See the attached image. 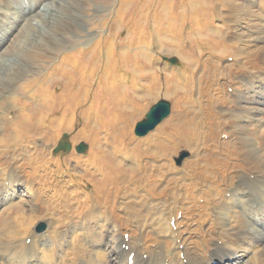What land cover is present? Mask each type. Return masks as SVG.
Wrapping results in <instances>:
<instances>
[{
  "label": "bare ground",
  "instance_id": "obj_1",
  "mask_svg": "<svg viewBox=\"0 0 264 264\" xmlns=\"http://www.w3.org/2000/svg\"><path fill=\"white\" fill-rule=\"evenodd\" d=\"M198 1L190 0V3L195 5ZM185 7L178 4L169 7L167 11H160L153 20L154 29L151 30V35L161 31L160 27H166V31L172 35L169 47L185 59L186 73L178 70L165 72L161 76L148 70L149 63H138L129 53V45L137 42L145 44L148 42L147 37L151 39L152 36H147L148 32L144 31L143 27L138 28L131 24L127 35L132 33L135 41H131L130 44L122 39L118 41L116 38L119 32L114 31L115 34L105 38L99 35L91 45L83 48L84 50L80 47L75 54L60 55L58 62L53 64L52 70L46 74V80L64 83L63 91L60 94L51 93L49 88H44L45 82L42 81L41 85L33 82L35 95L46 92L41 93L43 97L38 101L39 104L36 103L40 108L39 116L32 111L33 107H25L19 109L16 118L12 117L10 124L9 120L8 122L4 120L2 124L4 129L5 126L13 127L19 139L41 135L49 142L54 140L62 129L68 130L73 127L75 114L80 108L88 127L79 129L74 138L76 140L87 138L91 145L88 158H79L78 164L83 168L79 179L70 178L66 181L70 186L56 188L57 190L53 188V193L47 195L45 190L49 186L44 185L49 178L47 175L50 167L46 165L49 161L45 163L47 159L43 157L42 150L29 146L22 147V151L27 152L29 149L35 158V163L28 173L34 178L29 179L23 178L19 168L10 165L0 154V205L10 203L24 182L29 193L32 190L39 193L38 202L41 206L38 204V211H33V206L29 204L26 209L20 210L21 214L19 213L16 219H13L15 226L22 225L25 231L29 229L35 214L40 215L49 209L54 210L56 204L66 209L64 213L58 210V215L52 222L53 229L46 234L40 237L26 234L24 238L27 236L31 238L30 245L14 243L11 247L1 248L0 264L4 254L14 263L16 262L13 259L18 258V264H46V261L37 263L30 260L43 257L49 260L47 261L49 264H84L81 260L83 258L75 253L65 254L68 253L66 243L73 242L63 240L66 239L67 233L71 240L74 239L71 234L79 231L78 225H83L80 222L88 225L91 219L96 228L88 240L89 244L93 242L91 246L89 245L90 251L97 248L96 244L100 248V251H95L99 259L95 258L92 264H207L212 260H219L220 264H229L234 257L233 251L237 250H249L248 252L252 253L256 250L260 256L253 264H264V77H262L264 46L256 44L258 47L254 46L251 54H243L239 52V44L236 41L229 44V37L222 36L220 33L222 27L208 26L210 21L205 15L207 11L204 8L201 9L203 18L200 19L197 9L186 10ZM183 17L191 20L186 37L191 33L209 30L201 41L206 47L205 57L203 54L196 57L192 54L190 41L187 40V45L183 46L185 33L182 32L181 25L175 24L176 19L180 21ZM236 20L231 18V22ZM226 22L230 24L227 27L231 32L238 31L235 22L232 24ZM257 23L249 24L254 30L252 35H255V38L264 34L260 32L262 24ZM262 36L264 40V35ZM227 51L240 56L234 57L231 63L220 65L217 60ZM146 57L144 61L150 62L149 55L146 54ZM118 62L123 66L128 65L132 76L116 73L115 67ZM198 73L199 77L196 78ZM161 85L164 95H174V113L147 138L141 140L131 138L127 142L132 121L144 110L146 102L159 94ZM94 86L102 87L107 98L96 108L93 101L88 102ZM194 107V112H191ZM57 110L61 111L60 115L46 122L47 114ZM194 121H198L199 125L194 124ZM167 129H172L171 142L162 141L161 138ZM200 133H204L205 136ZM221 134L226 135L224 141L220 140ZM3 136H0V143L4 140ZM198 144L208 149L203 159L212 164L214 171L207 173L205 171L207 167L197 170L189 164L185 169L190 170L194 176L209 175L207 180L212 184L214 206L199 205L202 210L198 217L201 225L194 230L195 235L187 233V236H183L184 231L175 227L182 220L177 222L172 215H169L168 219L174 221V227L168 224L165 230L167 236L164 238L158 237L157 240H153L142 231L135 230L129 217L130 213L121 211L119 207V194L124 193L123 188H127L126 193L133 192L129 195L130 201L127 205L129 207L139 205L147 197L150 199L149 202L156 205L162 202L165 206L167 203L162 196L169 191V185L163 186L162 183L152 182L157 188L155 191H145L146 197L143 192L139 194L135 192L134 189L139 185H134L130 191L126 185L127 181L143 175L149 178H165L167 171L176 173L177 169L171 162V156L177 148L181 145L195 147ZM144 145H148L152 153H144L146 151H142ZM115 150L139 151L135 158L136 166L129 169L130 172L113 158ZM218 151L221 154H218ZM143 155L151 157L153 161L160 158V162L154 164L149 158L140 162L139 159ZM41 167L45 168L46 175L38 174ZM141 168L148 171L144 170L141 174ZM156 168L167 170L156 172ZM172 176V179L177 178L175 175ZM196 180L190 181L194 188L197 186ZM85 181L93 185L92 195L81 186ZM16 204L12 203L13 206ZM103 228L106 229L105 233L102 232ZM188 230L190 232V229ZM125 233H128L127 240L124 238ZM95 234L97 240H94ZM217 239L221 240L223 250L217 245ZM43 242L51 243L55 250L44 254L39 248ZM63 242L66 245L64 249ZM110 243L118 251L108 249ZM258 243L262 246L259 247ZM213 249H217V252L213 253ZM130 253L133 254L131 263L128 262ZM233 263L242 264V260Z\"/></svg>",
  "mask_w": 264,
  "mask_h": 264
},
{
  "label": "rangeland",
  "instance_id": "obj_2",
  "mask_svg": "<svg viewBox=\"0 0 264 264\" xmlns=\"http://www.w3.org/2000/svg\"><path fill=\"white\" fill-rule=\"evenodd\" d=\"M8 2L9 4H7ZM178 4L186 6V10L197 9V13H199L198 18L200 19L203 18L201 9L204 8V10L207 11L205 15L210 21L208 26H211V28L216 25L222 27L220 30L222 36L229 37V44L231 42H237L239 44V52L243 54H251L252 49H255L254 46H264V40H262V35L264 34L255 38V35H252L254 30L249 26L251 22H258L257 24H262L261 31H259L264 32V0H199L195 5H192L190 0H0V136L2 137V135H4V140L0 143L1 156L6 158L10 165H15V167L19 168L23 178L29 179L34 178L33 175H28V173L35 163V158L32 157V152L29 151L28 148L27 152H25L22 151V147L29 146L30 148L34 147L42 150V154L44 153L43 157L47 159L45 160V163L49 161L46 165L48 164L47 166L50 167V172L47 175L49 178H47L44 185L49 186L47 187V190H45V195L52 194L53 188L61 189L70 186V183L66 182L70 178L78 180L83 172V168L78 164L80 161L79 158H85L88 156L91 145L90 140L87 138H80L77 140L74 138L75 133L79 129H86L88 127V122L85 117L83 118L80 108L75 114L73 127L68 130L62 129L57 137L49 142L40 134V136H27L26 138L19 139L13 127L5 126L6 129H4V125H2L4 120L7 122L9 120L8 123L10 124L12 117L15 116L16 118L19 109L25 107H33L32 111L39 116L40 108L38 105L36 106V103L39 104L38 101L41 100L40 98L43 97V94L46 92H40L35 95V86L32 85L33 82L37 85H41L45 82L43 83L45 86L44 88H49L51 93L54 92L55 94H60L63 91L65 86L64 83H57L52 80H49L48 82V80H46V74L52 70L53 64L58 62L61 57L60 55L65 53L75 54L80 47L83 49L91 45L92 41L99 35L105 38L106 36L115 34L116 31L119 32L116 38L118 41L119 39H122L130 44L131 41H135V37L132 33L127 35V31L131 24H135L138 28L143 27L144 31L148 32L147 36H152L151 39L147 37L148 39L146 41L148 42L145 44L137 42L129 45V53L138 63H149L148 70L150 72L158 73L161 76L164 75L165 72L178 70L186 73L187 68L185 65L186 62L184 61L185 59L169 47V44L172 42V35L166 31V27H160L162 28L161 31L151 35V30L154 29L153 20H155L157 14L162 10L167 11L169 10V7H174ZM231 18L237 20L231 22ZM176 20L177 22L175 24L178 23L181 25L182 32L185 33L182 42L183 46H186L188 41H190L192 43V54L195 57L198 56V54H203L205 57L206 47L201 44V41L207 35L209 30H203L202 33H191L186 37V35H188L189 23L191 20L187 17H183L180 21H178L179 19ZM159 21L161 22V20ZM226 21L231 22V24L235 22L234 24H236V29L238 31L233 32L232 30L231 32V29L227 27V25L230 24H227ZM160 22H156V24ZM164 28L165 30H163ZM240 46L243 48H240ZM232 53L231 51L222 53L217 62L220 65H226L227 63H231L234 57L237 58V56H240V54L237 55L235 53V55L233 53L232 55ZM146 54L149 55L148 60L150 62L147 60L144 61V59L147 58ZM169 58H175L176 62L171 63L167 60ZM115 72L118 74L123 73L127 76H132L133 74L128 65L123 66L119 62L116 64ZM160 75L159 77L161 78ZM198 77L199 73L196 78ZM262 77H264L263 74ZM191 89L193 88L191 87ZM228 91H230V89H228ZM33 93L34 95H32ZM195 93L196 91L194 94ZM90 94L91 97L88 99V102L90 103V101H93L94 108L107 100L102 87L94 86ZM173 96H171V94L169 96L164 95L163 87L161 85L159 94L149 99L145 104L144 110L141 111L132 121L127 142H129L131 138L140 140L147 138L149 134L155 132L159 126L169 119L175 109V98ZM161 99L170 103L169 115L146 135H135V124L142 120L149 108ZM4 102L6 103L2 104ZM193 110H195V107L194 109H191V112H194ZM24 111L28 112L27 110ZM60 113L61 111L57 110L56 112L47 114L45 121L48 122L53 118H56ZM197 122L194 121V124L199 125V122ZM170 130L172 129H167L162 133V141L171 142L172 131L170 133ZM200 134L203 137L205 136L204 133ZM64 135H66V137H63ZM225 139L226 135L221 134L220 140L224 141ZM30 141L31 143H28ZM60 141L67 142L70 148L68 150L54 152V148ZM79 143H84L86 146L82 153L76 151V146ZM142 151H145L144 153H152L149 150L148 145H144ZM206 151L208 152V149L201 144H198L195 147L181 145L171 156V162L177 169L176 173L167 171L165 178H149L148 176L143 175L138 179L133 178L131 181H127L126 185L130 191L133 189L134 185H139L138 188L134 189L138 194L141 192L144 194L145 191H155L157 185L152 184V182L162 183L163 186L169 185V191L162 196L167 203L165 206H163L162 202H159L158 205L154 202H149L150 199L144 194V196L147 197L145 201L141 202L139 205L129 207L127 206L130 201L129 195L133 192L130 194L126 193L127 188H123L124 193L119 194V207L121 208V211L130 213L129 217L135 230L142 231L147 237L153 240H157L158 237L164 238L167 236L165 230L168 224L174 227V221H169L168 219L169 215H172V217L176 218L177 222H180V220L183 221V224L181 221L175 226L182 229V232L184 231L182 233L183 236H187V233L188 235H195L194 230L201 225L198 220L202 211L199 205L209 204L214 206L212 200L213 191L211 194L212 184L207 180V176L209 175L206 174L205 177L194 176L190 170L185 169V166L189 164L194 166L193 168L197 170L207 167L205 170L207 173H209V171H214L212 164L203 159ZM138 153L139 151L115 150V156L113 158L121 162L123 167H126L129 171V169L136 166L135 158L138 156ZM218 154L221 153L218 151ZM148 158L149 161H152L154 164L160 162V158L153 161L151 157H146V155H143L139 161L144 162V160ZM144 170L148 171L141 168V174ZM166 170L167 169L156 168V172H165ZM44 171L45 168L41 167L38 174L46 175V172ZM172 175L177 176V178L172 179ZM194 177L198 180L200 179V183ZM195 180L197 184L196 188L190 185V181ZM81 184L80 185L89 194H93V185L91 183L85 181ZM26 187L27 186L24 182V185L22 184L20 189L17 190V195L12 201H10V203L0 205V249L11 247L14 243H25L26 245H30L31 238L28 236L24 238L26 234L35 237H40L46 234L49 230L53 229L51 228L52 222L58 215V210H61V213L66 211V209L60 204H56L54 210L49 209L45 211L44 214H35V218L32 220L29 229L23 231L22 225L15 226L13 219L19 213L21 214L20 210L22 211V209H26L29 204L33 206V211L35 212L39 209L38 204L41 206V203L38 202L39 193H35L34 190L29 193ZM218 197L220 198V195H218ZM15 202L17 204L13 206L12 203ZM148 202L150 206L147 205ZM207 210H209V207H207ZM212 213L213 212L210 213L211 217L213 216L211 215ZM66 214L68 213L66 212ZM91 220H89L88 225L82 221L80 222L83 223V225H78L79 231L76 234H71L74 239L71 240V237L68 236L67 233L66 239L63 240L68 243L73 242L71 244L69 243L70 245L66 243L68 253L66 252L65 254L71 255L72 252L75 253L80 258H83L81 260L84 264H92V262H95V258L99 259L98 254H95L96 250L100 251L98 244H96L95 247L97 248H95L94 251H90L91 248L89 247L93 242L89 244L88 240L91 239L90 236L94 234V228H96L93 219ZM40 223H44V229L38 232L37 227ZM188 229H190V232ZM86 230L89 231L86 232ZM102 232L105 233L106 229L103 228ZM127 237L128 233H125V240H127ZM198 237H200V235H198ZM97 239V235L95 234L94 240ZM56 241L59 242L58 240ZM219 241L221 242V240L217 239V245L223 250V247L221 246L222 242L220 243ZM64 242L62 243L64 244L62 245L63 249L66 246ZM260 244L258 243L259 247L262 246V244ZM39 248L44 254L49 253V251L52 253L55 250L51 243L46 242L41 243ZM108 249L118 251L111 243L108 245ZM248 251L249 250L233 251L234 257L230 260L232 263L229 264H235L233 262H236L237 260L238 262H241L242 260V264H246L247 262V264H253L254 260L260 256V253H256V250H253V253L252 251H250L251 253ZM212 252H217V249H213ZM70 255H68L69 258ZM13 260H15L16 263L8 260L4 254L1 264L19 263L17 262L18 258H14ZM30 260L31 262L37 263L46 261V264H49L47 262L49 260H46L44 257L43 259L30 258ZM128 262L130 263L131 259L128 260ZM207 264L220 263L219 260H212L211 263Z\"/></svg>",
  "mask_w": 264,
  "mask_h": 264
},
{
  "label": "water",
  "instance_id": "obj_3",
  "mask_svg": "<svg viewBox=\"0 0 264 264\" xmlns=\"http://www.w3.org/2000/svg\"><path fill=\"white\" fill-rule=\"evenodd\" d=\"M171 63H175V58L167 59ZM170 112V103L166 100H158L154 103L149 110L145 113V116L142 120L138 121L135 124L134 133L137 136H144L148 132L152 131L160 122H162ZM63 137H66L64 135ZM70 148L67 142H58L57 146L54 148V152L59 150H68ZM86 146L84 143H79L76 146V151L79 153L84 152ZM181 159V157H180ZM179 159V160H180ZM44 229V223H40L37 227V231L40 232Z\"/></svg>",
  "mask_w": 264,
  "mask_h": 264
}]
</instances>
